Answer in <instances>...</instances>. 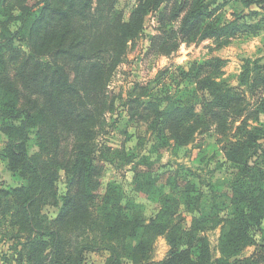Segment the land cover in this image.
Instances as JSON below:
<instances>
[{
    "label": "trees",
    "instance_id": "1",
    "mask_svg": "<svg viewBox=\"0 0 264 264\" xmlns=\"http://www.w3.org/2000/svg\"><path fill=\"white\" fill-rule=\"evenodd\" d=\"M229 2L136 0L126 16L120 0H0V158L23 179L0 185V218L24 239L20 261L86 264L96 254L102 264H264V55L244 59L240 86L224 79L227 60L212 57L135 82L126 97L110 91L150 15L155 54L258 36L264 0L228 12ZM183 83L193 89L180 93ZM108 114H124L129 148L101 141ZM209 132L223 155L199 150L194 159L231 173L205 203L197 171L162 158L170 150L192 160L189 145ZM110 166H131L123 193V180L104 179ZM216 228L218 256L208 236ZM159 237L169 250L155 261Z\"/></svg>",
    "mask_w": 264,
    "mask_h": 264
},
{
    "label": "rangeland",
    "instance_id": "2",
    "mask_svg": "<svg viewBox=\"0 0 264 264\" xmlns=\"http://www.w3.org/2000/svg\"><path fill=\"white\" fill-rule=\"evenodd\" d=\"M136 0H120V7L124 9L125 15L128 16L131 9L135 5ZM242 0H230L226 9L230 12V9H237L238 11L243 9ZM254 8V7H252ZM157 22L154 15H150L145 31L140 38L130 45L129 52L124 59V63L119 66L116 71L115 77L110 85V91L123 92L126 97L130 88L133 87L135 82H143L154 79L160 71L173 68L174 66H184L187 62H202L205 59L212 57H220L227 60V64L224 67V79L233 86H240L239 77L242 72V65L244 59H255L264 55V27L260 29L258 36L242 35L239 34L236 39H233L231 43L222 48H218L217 45L211 39H206L197 44L187 45L182 43L179 48L166 55L163 53L155 54L149 51V38L150 34H153L156 30ZM175 84H172V91L175 90ZM242 89L245 87H241ZM193 86L187 83H183L179 86V91L182 94L192 90ZM124 114H108L107 120L109 128L106 133L102 134L101 141L112 146L113 148L120 147L123 143H127V148L132 145V142H127V137L124 134L128 122L123 117ZM264 121V117H262ZM7 141V136L0 130V150H2ZM29 153L34 154L37 151L35 144L34 134L29 141ZM224 143L217 141V136L212 132L198 134L195 141L189 145V150L192 152V160L182 157L181 155H175L172 152L165 151L162 158L163 162L171 161L172 164L181 163L185 166L192 167L200 175L194 179V182L200 187V190L204 194V202H208L214 194H220L223 191L224 182L230 177L231 169L226 171H212V166L208 167L206 161H200L194 159L197 155V151L202 150L208 156L213 154L223 155ZM194 159V160H193ZM131 166H127L120 173L114 167H109L104 179L109 181L113 178L120 180L131 181L133 173L130 171ZM124 176V177H123ZM127 179V180H126ZM124 181L122 188L126 191L128 185ZM23 183V179L12 173L8 168L6 161L0 158V185L2 187H16ZM160 193V190L155 192L148 198L142 199L139 202V208H144L149 205L154 198ZM99 201V200H98ZM220 228L210 230L208 236L211 242L213 252L216 256L218 252V238L220 236ZM18 235L17 228L9 225V218H0V264H27L24 260H19V253L22 250L21 242L24 240L22 237H16ZM169 250V246L163 237H159L156 241L154 248V260L163 259ZM254 251V248H248L245 254H250ZM104 258L101 255L92 254L89 256L86 264H102Z\"/></svg>",
    "mask_w": 264,
    "mask_h": 264
}]
</instances>
